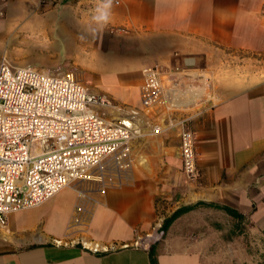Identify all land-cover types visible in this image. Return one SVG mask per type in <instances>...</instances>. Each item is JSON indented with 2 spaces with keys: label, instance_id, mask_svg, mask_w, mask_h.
I'll return each mask as SVG.
<instances>
[{
  "label": "crops",
  "instance_id": "1",
  "mask_svg": "<svg viewBox=\"0 0 264 264\" xmlns=\"http://www.w3.org/2000/svg\"><path fill=\"white\" fill-rule=\"evenodd\" d=\"M54 1L0 0V30L42 28L56 49L44 50L64 54L81 47L86 29L95 37L123 30L135 44L128 51L138 54L115 55L95 38L99 48L87 49L75 65L94 83L90 92L138 108L141 71L159 65L163 87L179 83L187 106L145 115L162 131L134 139L127 181L93 198L83 236L107 252L92 253L77 241L54 244L68 236L76 204L66 188L7 217L0 264H264V0H121L108 9L97 0ZM104 11L106 22L94 20ZM54 17L67 24L60 30L43 24ZM214 68H227L225 77L214 79ZM182 119L196 135L197 182L181 170L176 123ZM159 219L169 221L160 242L147 250L122 246Z\"/></svg>",
  "mask_w": 264,
  "mask_h": 264
},
{
  "label": "built area",
  "instance_id": "2",
  "mask_svg": "<svg viewBox=\"0 0 264 264\" xmlns=\"http://www.w3.org/2000/svg\"><path fill=\"white\" fill-rule=\"evenodd\" d=\"M104 3V0H97ZM54 0H39L47 6ZM121 0H112L118 6ZM264 27V5L259 11ZM140 105L126 108L105 94H94L73 72L51 74L42 69L0 61V228L10 214L39 207L63 189L76 192V204L65 239L56 246L78 242L92 253L109 247L85 239L93 199L74 188L96 181L105 187L124 184L133 168L132 141L149 130L158 134V123L143 117L162 109L170 114L184 109L185 91L177 82L162 85L163 72L156 66L141 71ZM209 79L206 78L205 81ZM111 113L116 116L111 117ZM182 119L179 131L181 170L188 182H197L196 135ZM78 233L82 238H70ZM165 235L163 220L137 235L131 245L147 250Z\"/></svg>",
  "mask_w": 264,
  "mask_h": 264
},
{
  "label": "rangeland",
  "instance_id": "3",
  "mask_svg": "<svg viewBox=\"0 0 264 264\" xmlns=\"http://www.w3.org/2000/svg\"><path fill=\"white\" fill-rule=\"evenodd\" d=\"M42 20L41 21L43 22V24L44 23L46 24L47 22L50 24L54 23L55 28L58 30L62 29L61 27H64V25L67 24V22H65L64 20L59 18L55 19V17L53 19L44 18ZM18 22L20 23V21ZM56 29L54 33H57ZM41 31L42 28L35 29L34 31L33 30L29 31V29H26L24 26L14 28L13 25H11L10 29H6L5 31L0 30V61L1 58L4 57L13 66H17V67L31 66L39 69L43 68L45 71L51 74L73 72L77 77V79L83 85H85L86 87L87 86L92 87L94 86V83H86L84 81L83 68H79L78 66L75 65H78L77 62L79 60H82L84 57H86L87 49L99 48V46H97L94 41L95 38L97 40L96 41L97 43L102 42L103 46L107 47V49L115 55L138 54L135 52L131 53L130 51H128L134 48L135 44L133 43V39L128 38L125 32L120 29H114L107 35L102 34V35H97L96 37L93 33L90 34L89 32L90 30L86 29L85 35L83 36V41H80L82 43L81 47L79 49L76 48L77 50L75 48L73 49V47L70 49L68 48L67 51L65 52L67 56L63 52L58 53L57 51L54 50L48 52L45 51L44 49L49 48V46H47L49 43L48 38L51 37L48 36L47 34L39 33ZM94 31L95 30H92V32ZM49 49H55V47L54 48L50 47ZM45 54L50 55L49 57H56V56L58 57L59 55V59H58L59 61L55 62L52 59L48 60ZM102 54L105 55V53ZM70 56L74 57L73 60H69ZM72 62H75L76 64H73ZM64 63L65 65H63ZM155 66L158 67L164 73V68H162L159 65H155ZM253 70H260V69H253ZM211 71L214 73L212 74L215 76L213 77L214 79H218V78L222 79V76L225 77L226 75L225 72L227 71V68H218V69L214 68ZM213 78H211V81L209 83L211 87H214V85L216 86V84L213 83L214 82ZM74 188L87 191L89 197L93 199L95 195L100 194V190L103 188V185L99 182L91 181V182L79 183ZM109 188L110 187H105V190ZM88 209H90V206L88 207Z\"/></svg>",
  "mask_w": 264,
  "mask_h": 264
},
{
  "label": "clouds",
  "instance_id": "4",
  "mask_svg": "<svg viewBox=\"0 0 264 264\" xmlns=\"http://www.w3.org/2000/svg\"><path fill=\"white\" fill-rule=\"evenodd\" d=\"M112 5V0H104V7L105 9H108L110 8ZM97 11H100L99 9ZM107 18H108V14H107V11H104V12H101L100 15L98 16H95L94 17V20L96 21H107Z\"/></svg>",
  "mask_w": 264,
  "mask_h": 264
},
{
  "label": "trees",
  "instance_id": "5",
  "mask_svg": "<svg viewBox=\"0 0 264 264\" xmlns=\"http://www.w3.org/2000/svg\"><path fill=\"white\" fill-rule=\"evenodd\" d=\"M176 215H178V213H176L174 216H176ZM168 222H169V221H165V222L163 223V228H164L165 225L168 224Z\"/></svg>",
  "mask_w": 264,
  "mask_h": 264
}]
</instances>
